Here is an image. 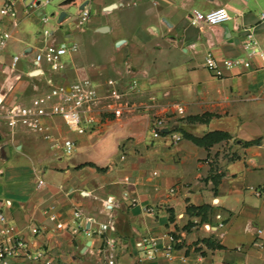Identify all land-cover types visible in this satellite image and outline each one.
<instances>
[{
	"label": "crops",
	"instance_id": "crops-1",
	"mask_svg": "<svg viewBox=\"0 0 264 264\" xmlns=\"http://www.w3.org/2000/svg\"><path fill=\"white\" fill-rule=\"evenodd\" d=\"M37 1L0 0V9L12 3L16 11L0 13V29L11 34L0 67L17 52L34 57L48 28V40L77 44L58 80L91 77L103 99L96 128L84 134L55 118L45 139L0 119V212L31 249L47 250L53 264H103L111 251L115 264H264V57L250 53H264V0H76L58 7L60 0L50 15L53 0ZM82 4L90 16L80 27ZM217 7L228 10L225 23H190L192 10ZM61 11L68 16L59 20ZM208 53L220 65L241 58L250 68L215 77ZM31 61L18 72L32 74ZM14 70H0L7 87L0 104L15 103L25 90ZM108 80L130 103L121 116L109 112ZM204 114H211L205 122L191 120ZM159 117L168 131L154 137ZM174 118L181 120L170 124ZM212 131L229 137L197 144L187 136ZM65 139L74 143L70 154ZM189 205L206 206L204 218L188 213ZM108 221L114 228L101 234ZM166 234L178 240L172 259L139 251L142 238ZM12 264L42 263L18 256Z\"/></svg>",
	"mask_w": 264,
	"mask_h": 264
},
{
	"label": "built area",
	"instance_id": "built-area-1",
	"mask_svg": "<svg viewBox=\"0 0 264 264\" xmlns=\"http://www.w3.org/2000/svg\"><path fill=\"white\" fill-rule=\"evenodd\" d=\"M51 0H46L47 4ZM40 1L32 0L31 5L38 6ZM2 15L16 16V11L12 3L5 4L1 9ZM90 16L86 8L80 9L77 15V25L82 27ZM264 19V13L261 14ZM230 16L225 7H217L207 12L192 10L189 14V20L192 25L215 26L225 23ZM48 17L43 18V22L48 21ZM44 43L36 49L31 61L34 66V72L38 76L46 79L47 90L34 96L29 103H16L5 108L4 120L11 129L18 125H23L28 129L43 135L45 139L52 138L50 132V121L59 118L66 127L78 134H84L93 131L97 123L98 116L95 110L99 106L103 95L99 92L100 84L91 77L79 78L73 81H61L59 78L65 77L67 69L66 55L77 49L76 43H66L52 38V31L48 28L42 31ZM11 34L5 29H0V62L4 52L8 47ZM251 54H259L264 57L263 52L252 50ZM20 61L19 55H13L10 66L14 69ZM243 66L250 68V62L241 58L225 59L220 65L211 53L207 54L206 67L218 78L225 75V70L233 67ZM135 84L132 85L134 87ZM125 93L117 87L115 80L106 82V91L104 98L112 101L109 112L115 116L123 114L124 107H130L129 101L124 99ZM182 111V108H178ZM166 121L163 117L156 118L153 121V135L158 137L162 130L166 128ZM180 136L173 135V140L179 141ZM64 152L70 154L74 150V143L69 139L63 141ZM150 213L154 212L153 207L147 208ZM83 214L80 209H75V223L80 224ZM51 220L57 219L55 213H50ZM0 264H12V260L18 256H24L32 261L42 264H53V258L45 249L32 250L27 241H25L17 232L13 223L8 221L6 216L0 212ZM57 228H63L62 223H57ZM113 222L99 226V232L105 233L113 229ZM258 233L261 230L257 231ZM107 246H113L114 240L107 239ZM178 243L177 238L172 234H166L161 238L144 237L138 244L139 251L145 258H154L158 254H164L172 259L173 252ZM103 264H115L112 251L109 253L107 261Z\"/></svg>",
	"mask_w": 264,
	"mask_h": 264
},
{
	"label": "rangeland",
	"instance_id": "rangeland-1",
	"mask_svg": "<svg viewBox=\"0 0 264 264\" xmlns=\"http://www.w3.org/2000/svg\"><path fill=\"white\" fill-rule=\"evenodd\" d=\"M60 0H53L51 2V4H49L46 8V14L50 15L53 10L57 9V3ZM71 11H74V8H71ZM97 43L101 44V41H97ZM27 53H25L26 55ZM17 55L20 56V61L18 62V64L16 65L15 69L13 71L14 74H18V71H23L25 70V68L27 67V64L31 61V58H33L31 56H23L21 54V52H17ZM13 68L10 66V64H3L0 67V70H4V72H9L10 70H12ZM35 69L32 68L31 73L34 71ZM21 81H23L25 83V90L23 92V94L19 95V100H16L15 103L12 104H16V103H29L30 100L36 96L39 95L43 92L46 91V89H42V85H43V79L40 78V76H38L37 74H21ZM19 75V76H20ZM6 77H5V73H1L0 74V95L3 91H6L7 87H6ZM12 104H7L6 101L4 100L1 104H0V119H4V113H5V108H7V106L12 105ZM181 119L178 118H174L170 120V124L176 123L177 121H180Z\"/></svg>",
	"mask_w": 264,
	"mask_h": 264
},
{
	"label": "trees",
	"instance_id": "trees-1",
	"mask_svg": "<svg viewBox=\"0 0 264 264\" xmlns=\"http://www.w3.org/2000/svg\"><path fill=\"white\" fill-rule=\"evenodd\" d=\"M210 116L211 114H204L201 116L192 117L191 120L205 122L208 120ZM187 136H189V138H191L192 141L197 144L207 143L208 141H211V142L219 141V140L226 139L229 137L227 133L222 132V131H212V132L205 134L202 137H194L192 135H187ZM253 142H256V140ZM206 211H207L206 206H200V207L192 206V205L187 206L188 213L192 215H201L202 218H204Z\"/></svg>",
	"mask_w": 264,
	"mask_h": 264
},
{
	"label": "water",
	"instance_id": "water-1",
	"mask_svg": "<svg viewBox=\"0 0 264 264\" xmlns=\"http://www.w3.org/2000/svg\"><path fill=\"white\" fill-rule=\"evenodd\" d=\"M76 0H63V1H61L60 3H59V5H58V7H65V6H68V5H71L73 2H75ZM84 6H85V4H82L81 6H80V9H83L84 8ZM53 16H54V14H53ZM59 20H62L63 18H65V17H67L68 16V13L67 12H65V11H61L60 13H59ZM33 74H36V72H34ZM168 131V129H163L162 130V132H167Z\"/></svg>",
	"mask_w": 264,
	"mask_h": 264
},
{
	"label": "bare ground",
	"instance_id": "bare-ground-1",
	"mask_svg": "<svg viewBox=\"0 0 264 264\" xmlns=\"http://www.w3.org/2000/svg\"><path fill=\"white\" fill-rule=\"evenodd\" d=\"M37 74V73H36Z\"/></svg>",
	"mask_w": 264,
	"mask_h": 264
}]
</instances>
